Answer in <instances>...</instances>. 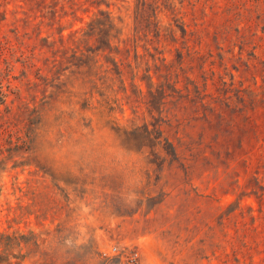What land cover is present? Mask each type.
<instances>
[{
  "label": "rangeland",
  "instance_id": "374dc122",
  "mask_svg": "<svg viewBox=\"0 0 264 264\" xmlns=\"http://www.w3.org/2000/svg\"><path fill=\"white\" fill-rule=\"evenodd\" d=\"M0 232L38 243L12 264H264V0H0Z\"/></svg>",
  "mask_w": 264,
  "mask_h": 264
},
{
  "label": "trees",
  "instance_id": "16d2710c",
  "mask_svg": "<svg viewBox=\"0 0 264 264\" xmlns=\"http://www.w3.org/2000/svg\"><path fill=\"white\" fill-rule=\"evenodd\" d=\"M98 17L99 16H96L90 21V23H88L91 32L94 31L96 27L100 28L105 23ZM107 24H109L108 21ZM31 244L38 246V243L34 242L29 235L18 234L17 232H0V264L18 263L17 260H22L27 254H29L22 252V250Z\"/></svg>",
  "mask_w": 264,
  "mask_h": 264
}]
</instances>
